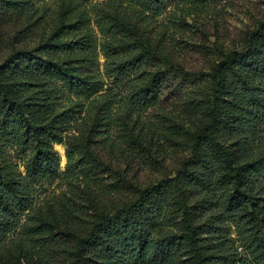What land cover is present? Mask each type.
<instances>
[{"label":"rangeland","instance_id":"374dc122","mask_svg":"<svg viewBox=\"0 0 264 264\" xmlns=\"http://www.w3.org/2000/svg\"><path fill=\"white\" fill-rule=\"evenodd\" d=\"M162 2L157 15L147 11L145 0H35L32 10L1 7L0 0V83L23 103L27 118L52 125L63 140L53 144L50 164L57 171L26 178L37 148L23 142L20 115L10 114L0 95V125L9 126L6 137L0 131V172L7 180L28 179L33 197L13 233L0 242V264H72L78 239L102 214H115L140 190L176 176L192 157L194 135L212 121L216 65L244 50L249 33L264 22V0ZM105 45L118 52L110 56L116 65L132 64L123 83L107 73ZM31 54L64 64L73 81L93 89L79 93L65 77L38 70ZM225 73L222 120L229 123H222L219 138L235 144L232 156L240 162H254L244 169V180L260 170L249 188L264 210V123L250 139L255 154L245 153V139L230 128L235 118L256 120L257 107L264 106V65L258 73L245 72L241 64ZM144 88L152 90L153 100L134 107L132 92ZM204 151L188 166L204 182L181 175L202 254L180 250L176 264H242L249 260L250 234L222 209L232 193V171L222 154ZM174 195L157 222L172 216L176 225L170 227L183 233ZM142 226L149 233L150 219ZM158 230L166 231L161 225Z\"/></svg>","mask_w":264,"mask_h":264},{"label":"trees","instance_id":"16d2710c","mask_svg":"<svg viewBox=\"0 0 264 264\" xmlns=\"http://www.w3.org/2000/svg\"><path fill=\"white\" fill-rule=\"evenodd\" d=\"M35 0H1V7L5 4L17 6L23 9L32 10ZM147 11L159 15L162 12V0H145ZM264 22L260 23L256 30L248 35L247 45L242 51L231 53L226 59L216 65L214 79L215 90L213 93L212 121L207 125L202 133L194 135L195 146L192 157L187 160L181 171L176 176L162 180L157 185L140 190L137 199L130 205L119 209L113 215L102 214L97 223L93 226L91 232L81 237L77 241L74 252L75 260L72 264H127L128 257L136 258L138 262H148L152 264H176V253L180 250L195 251L197 257H201L202 246L200 245L201 232L200 227L194 223L191 206L186 198V190L181 182V175L191 177V181L204 182V178L189 172L188 166L193 161H200V154L205 152L206 147L212 148L211 154H222L224 157L223 165L232 171V180L230 182L232 193L230 198L222 204L224 214L234 224L240 222L245 224L247 229L245 234H250V244L245 245L249 260L242 261V264H264V210L260 207V201L257 195L250 190L249 185L253 181L255 174L258 175L259 169L252 170V177L244 180L242 176L244 169L251 168L254 162H240L239 159L232 156L234 154L235 144H229L226 140L219 138L223 110V94L226 92L227 69H232L234 65L241 64L245 72L252 74L260 72L264 65ZM107 57V73L123 83L125 76L130 70L132 64L125 61L116 65L111 61L110 56L119 57L118 52H113L110 46L103 47ZM32 62L36 63L38 70L46 73L61 75L67 79L74 89L81 93L89 92L93 85L85 81H73L69 74V69L64 64H58L44 60L39 56L30 55ZM138 61V60H137ZM1 96L8 105L10 114L19 113L17 127L22 128L20 135L25 144L33 143L37 148V157L28 168L26 178L39 179L43 175L51 176L53 171H57V166L50 164L51 158L56 155L53 144H62L54 128L50 124L39 125L27 118L23 114V103L13 99L8 95L5 85L0 83ZM133 94L132 105L134 107H145L153 100L152 90L149 88L137 89ZM248 94H246V97ZM259 110L255 116L251 117L249 122L235 118L231 121L230 128L239 136L237 141H243L247 144L246 154H255L251 145V136L254 139L255 131L264 123V106H258ZM9 126L0 125V131L6 137ZM207 130V131H206ZM264 142V140H263ZM264 144V143H262ZM250 145V146H249ZM250 149V150H249ZM212 157V156H210ZM84 158H88L85 156ZM80 159H83L81 157ZM71 161L74 158L71 156ZM213 162V158H211ZM215 163V161H214ZM252 185V184H251ZM176 193L175 202L178 211L182 212L181 227L183 233H175L170 226L176 225L172 216H166L162 224H158L157 215L162 212L163 206L169 200L170 196ZM32 188L28 179L7 180L0 172V242L4 241L17 227L23 213L32 206ZM151 221L152 228L145 232L142 222ZM163 226L166 231H157V227Z\"/></svg>","mask_w":264,"mask_h":264}]
</instances>
